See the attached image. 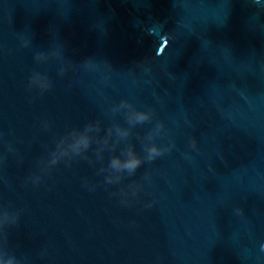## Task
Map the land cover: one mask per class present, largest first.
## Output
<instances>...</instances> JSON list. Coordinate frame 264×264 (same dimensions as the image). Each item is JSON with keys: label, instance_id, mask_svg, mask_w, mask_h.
Segmentation results:
<instances>
[{"label": "water", "instance_id": "1", "mask_svg": "<svg viewBox=\"0 0 264 264\" xmlns=\"http://www.w3.org/2000/svg\"><path fill=\"white\" fill-rule=\"evenodd\" d=\"M134 108L152 119L129 127ZM157 122L171 150L105 184L99 169L129 145L143 156ZM89 123L109 146L112 125L131 134L50 169ZM5 212L17 264H264V0H0Z\"/></svg>", "mask_w": 264, "mask_h": 264}, {"label": "clouds", "instance_id": "2", "mask_svg": "<svg viewBox=\"0 0 264 264\" xmlns=\"http://www.w3.org/2000/svg\"><path fill=\"white\" fill-rule=\"evenodd\" d=\"M50 87L49 84L44 85L43 91L48 90ZM133 108V104L127 100H122L120 104L112 108V112L116 113L120 109ZM153 117L151 111H143L133 109L131 114L126 113V121L129 127H134L138 124H144L149 122ZM47 128V124H45ZM113 129L117 139L112 142L109 146V140H101L98 134L101 132L99 125H94L89 123L84 126L82 130L72 129L70 130L55 146V150L50 154L48 160V165L51 168L56 167L61 161H64L67 158L66 163H70L74 158H81L89 160V163L92 161L89 159L87 152L92 147L93 142L98 145L95 148V155L97 160L103 159V153L105 149L115 152L118 145L122 140H127L130 136V131L128 128L121 127L119 124H114L107 129L106 136L112 137ZM164 132V125L161 122H157L153 131L149 132L145 137L146 143H143V152L144 155H139L133 145H129L126 149L120 150L119 155H112L109 159L107 167H101L99 173H107L104 178L105 184H119L124 179V174L127 173L128 176H133L136 171L146 162H152L156 158L163 156L166 152L171 150L169 147H161L154 143L156 136ZM96 133L97 135H92ZM191 147L195 148V140L191 142ZM37 181H34V183ZM130 188L134 187L136 193L141 189V186L138 184L129 185ZM120 195L122 197H127L129 195L128 191L125 189L120 190ZM135 196V193L133 194ZM122 202H127L126 199ZM17 222V217L15 215L9 216L7 212L0 216V227L6 225H14ZM0 264H17V261L14 257H7L5 253L0 252Z\"/></svg>", "mask_w": 264, "mask_h": 264}]
</instances>
